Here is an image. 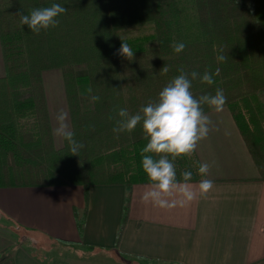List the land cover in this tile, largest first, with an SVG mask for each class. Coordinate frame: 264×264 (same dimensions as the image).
I'll list each match as a JSON object with an SVG mask.
<instances>
[{
	"label": "trees",
	"instance_id": "obj_1",
	"mask_svg": "<svg viewBox=\"0 0 264 264\" xmlns=\"http://www.w3.org/2000/svg\"><path fill=\"white\" fill-rule=\"evenodd\" d=\"M53 3L68 9L57 27L35 34L20 24L17 13ZM123 41L134 52L131 61L118 54ZM181 42L184 50L175 53L173 44ZM0 53V187L70 182L86 192L94 183H122L118 238L131 185L148 180L142 126L114 133L117 112L135 114L155 102L181 69L213 74L212 85L197 78L191 91L199 98L223 90L264 179V0H0ZM47 69L60 70L70 130L85 145L79 156L70 154L66 140L54 144L42 79ZM90 95L100 99L92 102ZM174 164L178 180L184 171L192 180L205 178L195 153Z\"/></svg>",
	"mask_w": 264,
	"mask_h": 264
},
{
	"label": "crops",
	"instance_id": "obj_2",
	"mask_svg": "<svg viewBox=\"0 0 264 264\" xmlns=\"http://www.w3.org/2000/svg\"><path fill=\"white\" fill-rule=\"evenodd\" d=\"M44 90L53 136L57 113L67 112L65 95L61 85L56 106L50 88ZM205 114L210 131L194 153L211 165L205 178L213 188L206 196L163 210L142 202L149 181L135 182L117 238L126 202L122 183H94L86 192L70 182L0 187V221L6 222L0 254L7 252L0 264H264V179L227 107ZM67 123L70 128L69 117ZM30 232L66 247V260L50 259L49 249L38 248L39 254Z\"/></svg>",
	"mask_w": 264,
	"mask_h": 264
},
{
	"label": "clouds",
	"instance_id": "obj_3",
	"mask_svg": "<svg viewBox=\"0 0 264 264\" xmlns=\"http://www.w3.org/2000/svg\"><path fill=\"white\" fill-rule=\"evenodd\" d=\"M67 8L58 3L49 7L32 9L28 14L19 12L20 24L27 26L31 32L39 34L42 30L55 28L59 21L57 17L67 12ZM175 53H181L184 43L173 44ZM118 54L131 61L134 52L128 43L121 44ZM218 61L223 62L226 57L220 55ZM162 71L166 73L167 67ZM181 74L174 77L158 94L155 102H149L142 106L135 114H129L127 109L121 108L117 112L119 119L112 129L114 133H131L137 125L142 126L146 146L141 150L142 169L146 174L149 185L142 195V202L151 203L163 210H169L177 206H185L197 198L206 196L213 188L211 179H201L197 187L192 181V172L181 173L182 179H177L174 161L177 158L191 156L200 141L207 138L210 131L211 120L205 114L203 106L207 105L215 112L223 110L226 96L222 89H217L215 95H202L196 98L192 91V81L197 78L201 83L212 85L213 74L205 72L202 76L193 71L190 74L182 69ZM219 69L216 70V74ZM86 91L91 94L92 88ZM83 95V93H81ZM100 99L97 95H90V100L96 102ZM68 113L60 110L55 119L57 126L53 129V136L66 140L71 155L79 156L80 150L85 147L82 142L74 138V132L67 123ZM109 119H112L110 116ZM211 165L201 163L198 174L207 177Z\"/></svg>",
	"mask_w": 264,
	"mask_h": 264
},
{
	"label": "rangeland",
	"instance_id": "obj_4",
	"mask_svg": "<svg viewBox=\"0 0 264 264\" xmlns=\"http://www.w3.org/2000/svg\"><path fill=\"white\" fill-rule=\"evenodd\" d=\"M3 71L4 70H3V64H2L1 53H0V75L3 73ZM42 79H43V85L45 86V88L47 90H48V88H50V91L52 93L51 97L53 98V100H56V106H60L59 105L60 104L59 103V99L57 97L60 94V87L62 85L60 70L59 69H47V70H44L42 72ZM58 86H60V87H58ZM227 109H228V107H227ZM59 110L60 109H58V111ZM62 142H63V140L61 141V143ZM4 223H6V222L4 220H1L0 221V226H2V224H4ZM7 223H8V225L10 224L9 222H7ZM1 228L2 227H0V231H4V230H1ZM5 228H7V226H5ZM8 228H10V227H8ZM23 231L24 230H21V232H23ZM4 232H6V231H4ZM11 232L12 233H16L17 230H11ZM11 232L8 231V233L12 234ZM30 233H31L30 234L31 236L35 237V241L32 240L33 244H35V245L36 244H40V246H36L35 247L36 251H37L38 248H42L43 250L49 249V252L46 253V255L50 256L51 257L50 259L66 260L67 255L64 253V252H66L68 250L66 247H64L63 245L57 244L56 242H53V240H52V242H49L48 240L43 238L42 235H39V233H37V232H35V233L34 232H30ZM14 236L16 238L17 234H15ZM21 236H23V235H21ZM39 254H42V253H39Z\"/></svg>",
	"mask_w": 264,
	"mask_h": 264
},
{
	"label": "water",
	"instance_id": "obj_5",
	"mask_svg": "<svg viewBox=\"0 0 264 264\" xmlns=\"http://www.w3.org/2000/svg\"><path fill=\"white\" fill-rule=\"evenodd\" d=\"M3 256H4L3 254L0 255L1 258H2Z\"/></svg>",
	"mask_w": 264,
	"mask_h": 264
}]
</instances>
